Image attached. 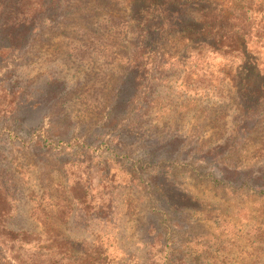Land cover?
I'll list each match as a JSON object with an SVG mask.
<instances>
[{"label":"rangeland","instance_id":"rangeland-1","mask_svg":"<svg viewBox=\"0 0 264 264\" xmlns=\"http://www.w3.org/2000/svg\"><path fill=\"white\" fill-rule=\"evenodd\" d=\"M146 1L57 0L59 8L49 9L39 23L44 33L35 46L29 48L33 36L21 51L0 42V66L10 65L14 54L20 59L15 69L0 73V132L9 129L17 142L27 143L13 151L7 133L0 137V180L7 197L0 209L9 212L0 226L31 235L33 244L0 237V264L46 253L51 243L44 224L56 226L84 251L95 246L104 264H163L164 241L155 245L149 232L160 217L149 216L152 201L144 207L145 178L157 193L156 209L182 227L171 246L180 260L264 264V37L257 27L264 24V0H213L227 17L250 12L257 30L240 44L243 61L222 53L196 60L187 54L186 40L172 34L159 45L151 88L132 95L135 110L127 115L121 106L114 113L131 120V127L102 129L97 123L114 89L144 46L136 20L138 12L149 18L142 14ZM46 117L51 125L44 130L52 141L39 135L33 136L39 146L29 144ZM217 147L221 156L213 158L218 151L204 156ZM138 160L152 170L143 180L138 175L131 180ZM221 163L230 171L221 177L225 186L202 183L201 175L218 173ZM161 185H169L171 198ZM82 197L83 205L76 200ZM108 206L107 215L98 212Z\"/></svg>","mask_w":264,"mask_h":264},{"label":"trees","instance_id":"trees-1","mask_svg":"<svg viewBox=\"0 0 264 264\" xmlns=\"http://www.w3.org/2000/svg\"><path fill=\"white\" fill-rule=\"evenodd\" d=\"M58 3L57 0H0V42L5 41L10 49L13 50L17 48L21 51V46L26 45L29 38L32 39L33 36L34 38L29 48L35 46V42H40L43 37L42 34L44 33V31H41L42 29L39 24L42 21L41 19L47 17L49 9H52V11L58 9ZM151 3L152 2L147 0L146 4L148 5L142 10L143 15L147 14L149 16V18L147 17L148 19L144 18L140 12H138L139 14L137 15V35L141 40V45H144L142 51L140 50L139 52V59H134L132 61L133 66L131 72H127L128 74H126L124 80H121L118 87L114 89L113 97L109 99V105L105 107V115L100 122L97 123L102 129L115 126V129L120 131L121 129H128L131 127V120H128L127 123V120H124V118L119 119L120 115H114V113L121 106L127 110V115H130V113L135 110L136 101L132 99V95L134 96L139 88H144V90L151 88L152 81L157 77L156 71L159 69L158 63H156L157 58L160 56L159 45L169 43L172 34L186 40L188 45L187 54H190L196 60L200 58L202 60L208 55H221L222 53V55L229 56L234 60L242 58L241 60L243 61L245 52L240 46L243 40L248 39V37L252 35V32L257 30V27L264 37V24L259 23L257 27H255L247 16V14L250 13L249 11L243 10L234 13L231 17H227L224 9L213 0H162L159 5ZM187 13H191L192 16H194L192 20L187 21L185 19L184 16ZM36 25H38L39 29H35ZM1 48L6 49V46ZM20 54L18 52L17 55ZM11 59H13V62L10 65L8 64L5 67L0 66V73L9 67L15 69L17 66L16 63H18L20 59L17 58L15 54L10 56V60ZM142 82H145L143 84L145 87H142ZM132 85L135 86L131 94L130 89L132 90ZM254 94L260 95L259 92H249L251 97ZM246 96H248V94ZM240 97L242 96L240 95ZM45 125H51L47 117L43 119L39 129L33 132L29 144L34 142L36 146H39L40 142L37 141L39 135L45 137L44 142L47 140L52 141V138L50 139L48 137L47 131L44 130ZM2 133L3 132H0V137H4L3 134L7 133L5 140L8 142L9 146L13 148V151L16 146L27 145V143L23 141H20V143L17 142L19 140L18 135L15 132H11L9 129H6L5 133ZM33 136H37V139L35 138L34 141ZM56 137L58 138L57 143H62L60 135H56ZM71 137V141L76 140L74 136ZM217 151L219 153L223 151L222 147H217V149L211 151L209 150L204 156H208L211 152L216 153ZM221 154L222 152L220 155L216 153L213 158H217V156H221ZM124 157H121V160ZM140 163H142V161L138 160V162L134 163L135 166H132L130 172L133 171V174L129 173L131 180L132 177L137 175L140 180H143L145 175L148 174V169L152 170L151 165H142ZM217 168L218 173H210L206 176L201 175V178L204 179L202 183H206L208 180L209 182L212 181L213 184L215 183L224 187L225 184L224 181L221 180V177L223 178L226 174L230 173V171L224 164L221 166L218 165ZM107 174H105V176H107ZM196 174L200 176V174ZM232 175H239L238 171L233 169ZM106 178H108V176ZM143 182L147 186L145 192L147 198L144 200V207L145 204L147 205L152 201L151 204H149L151 209L148 214L150 217H160L157 229L150 228L149 232L155 236L154 242L155 240H160V243L164 241L163 249L161 250L162 254L164 252L166 254L163 264H187L184 259L180 260L177 257L175 249L171 248L172 244L181 238L180 231L182 227L179 223H172V219L168 216L167 212H159L156 209L155 206H158V201L156 200L157 193L153 190L152 183L146 178ZM165 187L166 188L161 185L164 194L171 198L170 189H168L169 185ZM6 198L5 188L0 180L1 206L2 202L5 206L4 199ZM179 198L181 200V197ZM76 200H80L79 202L82 205L85 204L84 197ZM104 210L105 211L100 210L98 212H103L104 215H107L106 212L110 210V207L108 206L107 209ZM134 212L135 211L132 209L131 213ZM8 213L7 208H1L0 221L3 219L8 220ZM5 226L6 225L3 227L0 226V237H4L2 239L8 242L20 241L21 245L25 247L33 245L31 241H28L31 235L26 233L14 234L7 230ZM54 227L57 229V232L54 231ZM160 227L162 229H160ZM43 232L46 237L48 236V242L51 243L50 246L43 248L46 253L38 255L28 254L26 258L23 257V260H21L20 257L14 256L9 262L1 260L2 264H104V261L99 262V258L96 257V251H94L95 246L92 249L88 248L84 251V248L77 247L70 241L64 239L61 235V231L58 230L56 226H47L44 224ZM51 233H54V239L49 238ZM160 243L156 241L155 245H159ZM50 247L56 250V252L51 251ZM1 253L4 252H0V254ZM36 259L37 262L35 261Z\"/></svg>","mask_w":264,"mask_h":264}]
</instances>
